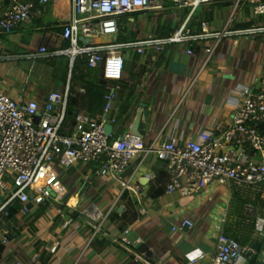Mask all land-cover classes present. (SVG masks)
Returning <instances> with one entry per match:
<instances>
[{"label":"crops","instance_id":"1","mask_svg":"<svg viewBox=\"0 0 264 264\" xmlns=\"http://www.w3.org/2000/svg\"><path fill=\"white\" fill-rule=\"evenodd\" d=\"M7 1L0 0V17L10 5L11 0ZM37 10H42V15H37ZM167 11L164 20L171 21V25L159 19ZM137 12L142 14L137 21L132 18L135 25L128 36L137 35L141 40L174 34L186 27L196 12L204 22V34L190 44L193 54L186 51L184 44L178 43L167 46L156 59L153 52L141 55L136 49L125 51L126 58L130 51L144 60L152 57L157 62L149 68L137 92L142 99L140 105L147 103L146 143L160 145L171 135L185 140L196 136L203 127L218 124L226 127L239 97L238 89L261 86L264 32L255 36L221 38L217 34L223 33L225 28L234 32L264 26V14L255 13L252 0H213L191 11L179 28L183 8L167 6L166 0L162 8ZM74 14L73 9L52 4L36 6L27 23L12 32H0V73L3 77L0 91L13 90L19 101L38 100L41 104L47 98V90L61 88L65 92L72 79L71 71L67 83L58 81L53 66L55 56L38 58L31 54L42 45L69 47L61 38L64 30L60 28L65 27ZM149 15L154 17L148 18ZM118 36L119 32L101 36L94 43L117 42ZM214 47L210 65L200 75L208 49ZM164 52L167 53L162 56ZM171 57L172 62L185 65L184 74L172 71ZM220 64L222 67L218 68ZM155 94L161 99L153 108ZM137 111L127 130L118 134L116 140L130 133ZM63 133L76 137L79 125L72 123ZM104 160L79 162L62 170L65 195L58 199L53 195L48 198L46 202L49 201L50 208L37 222V230L23 221L13 226L6 222L3 225L1 213L8 202L2 205L0 228L9 231V242L3 244L4 249L0 251V264H42L40 253L34 248L37 239L46 242V250L54 251L49 264H147L137 262L121 241V235L126 231L131 238H142L140 247L151 245L152 256L146 253L149 264H212L217 255L219 230L232 238L237 236L245 249L236 264H258V260H263L264 240L261 241V236L264 230L257 232L256 221L248 215L250 205L256 206L250 194L235 188L232 183H215L196 195L183 190L168 193L169 172L152 153L143 161L132 163L124 175L135 187H140L136 193L124 190L119 178L103 175ZM7 181L10 187L0 192V203L1 199H10L14 193L11 175ZM63 207L66 209L62 210ZM259 212L264 215V208L260 207ZM28 214L21 211L20 217ZM59 216L63 217L64 223L57 220ZM186 220H190L191 225L184 226Z\"/></svg>","mask_w":264,"mask_h":264},{"label":"built area","instance_id":"2","mask_svg":"<svg viewBox=\"0 0 264 264\" xmlns=\"http://www.w3.org/2000/svg\"><path fill=\"white\" fill-rule=\"evenodd\" d=\"M163 1L11 0L0 17V32H12L27 23L36 6L52 4L73 9L74 17L61 33L62 40L69 42V47L42 45L31 57L67 55L73 62L71 71L79 56L88 57L90 66L102 69L99 77L121 80L127 49H136L141 55L153 52L156 59L167 46L178 43L184 44L186 51L193 54L190 44L200 35L187 32L186 27L164 38L94 43L101 36L118 34V17L139 10L162 8ZM212 1L174 0V3L178 8L191 7L194 12ZM252 3L255 13L263 15L264 0H252ZM42 13V10L36 11L37 15ZM261 32H264V26L234 32L225 28L217 37L255 36ZM81 38L90 39L93 43L85 45ZM214 50L215 47L208 49L200 75L210 65ZM2 81L0 73V84ZM70 90L71 81L65 92L61 88L47 90L43 104L38 100L19 101L13 90L0 91V192L10 187L7 181L9 175L14 185V193L7 205L17 198L23 204L22 212L28 214L32 211V205L43 204L51 198L50 190L56 193L57 199L58 196L63 197L62 170L79 162L90 163L101 158L106 159L103 175L119 178L124 190L138 193L140 187H135L124 175L132 163L143 161L152 153L158 160L166 162L170 174L168 193L183 190L196 195L215 183H232L256 201V206L251 204L248 208V215L256 221L257 232L264 230V215L259 212L260 207L264 208V75L259 88L245 86L238 89L239 97L226 127L222 124L203 127L196 136L185 140L176 134L171 135L160 145H148L145 139L130 134L111 143V135L106 128L109 124L107 119L97 121L85 114L78 116L79 134L76 137L64 135L62 129ZM81 93H85V89H81ZM106 99L105 112L108 115L114 108V93L107 95ZM160 99V95L155 94L153 108L158 106ZM38 114H41V120L36 124L34 119ZM183 225L189 226L191 221L186 220ZM120 239L137 262L149 264L146 252L140 251L142 238H131L129 231H126ZM0 242L8 244L9 231L0 228ZM216 243L217 255L212 264H236L245 254L241 243L224 230H219Z\"/></svg>","mask_w":264,"mask_h":264},{"label":"trees","instance_id":"3","mask_svg":"<svg viewBox=\"0 0 264 264\" xmlns=\"http://www.w3.org/2000/svg\"><path fill=\"white\" fill-rule=\"evenodd\" d=\"M4 2L8 3L7 0H4ZM166 4L167 6H176L174 0H166ZM191 11V7H183L184 15L182 21L179 24V28L183 25L185 19L188 17ZM149 12L156 11H147L146 13ZM168 13L169 12L167 11L159 19L164 20L165 16ZM140 14L142 13L134 12L118 17L119 36L117 42L141 40L137 38V35H133L131 38L128 36L129 30L135 25V22H133L132 18L136 19L137 21ZM149 17L152 18L154 17V15H149L148 18ZM165 22L168 25L172 24L171 21ZM203 23L204 22H202L201 20L200 13L196 12L189 20L186 29L193 35H202L204 34ZM159 27L171 28L172 26ZM64 29L65 27L60 28V30L62 31ZM169 35L171 34L167 33L165 35L157 36V38H164ZM149 38L153 37H148L146 39ZM68 45H70L69 42H67L65 46ZM129 53L130 55L128 56V58H126L125 61L124 77L121 80H106L103 77H99L102 69H97L90 66L88 57L79 56L74 63L73 70L71 71L72 63L69 56L61 55L59 58H56L55 56L53 66H55V73H58L56 80L67 83L70 71L72 73L71 90L66 107V119L64 122L62 133L65 131L66 127L71 126L72 123L79 125L78 116L81 114L89 115L97 121H102L104 118H106L107 121L112 124L115 131V134L110 138L111 143L117 141L116 137H118V134H122L127 130L130 120L139 108L142 101V99L137 96L139 87L142 84L147 72L149 71V68L151 66L157 65V62L154 61L152 57L144 60L139 54L135 52L128 51L127 54ZM166 53L167 52H164L162 56H164ZM170 59V62H172V57ZM82 88L85 89V93H81ZM111 93H114L115 95L114 108L111 113L106 115V97ZM160 162L163 163L166 168V162L163 160H160ZM105 163L106 160L103 161V164ZM8 201L9 198L1 199L0 208ZM48 202L39 205L38 209H34L35 205H32V212L21 218L20 212L22 211L23 204L19 199L16 198L3 209L1 213L2 224L4 225V222H6V225L8 224L10 226H13L15 224H20L23 221L27 224H30L34 228V230H37V222L48 213V208H50ZM130 203L135 204L133 200H130ZM65 209L66 207L62 208V210ZM62 218V216H59L57 220L61 223H64ZM234 239L238 240L237 236H234ZM46 246L47 244L45 241L37 239L36 242H34V248L37 252L40 253L42 264H49L50 259L54 255V251H48L45 249ZM3 249L4 245L2 242H0V251H2ZM140 251L146 252L149 257H151L153 254V250H151L150 244H145L140 247Z\"/></svg>","mask_w":264,"mask_h":264},{"label":"water","instance_id":"4","mask_svg":"<svg viewBox=\"0 0 264 264\" xmlns=\"http://www.w3.org/2000/svg\"><path fill=\"white\" fill-rule=\"evenodd\" d=\"M131 33H132V30L130 31V35H131ZM81 40L86 45H89L92 42V40L86 39V38H81ZM171 69H172V71H174L176 73L184 74L186 67L184 64H182L180 62L173 61L171 63ZM146 108H147V103H142L140 105V108L138 109L137 114H136L135 118L133 119L132 127H131V130L129 133L133 136L141 137L143 139H145L146 132L148 129V121H147L148 117H147L146 112H145ZM40 120H41V114L36 115L35 119H34L35 123L39 124ZM106 128H107L108 133L112 136L113 132H114V127L111 124H107ZM124 137H126V135ZM50 192L53 196H56V193L53 190H50ZM263 240H264V231H263L262 236H261V241H263ZM258 264H264V261L258 260Z\"/></svg>","mask_w":264,"mask_h":264},{"label":"rangeland","instance_id":"5","mask_svg":"<svg viewBox=\"0 0 264 264\" xmlns=\"http://www.w3.org/2000/svg\"><path fill=\"white\" fill-rule=\"evenodd\" d=\"M109 38L108 37H106V40H108Z\"/></svg>","mask_w":264,"mask_h":264}]
</instances>
